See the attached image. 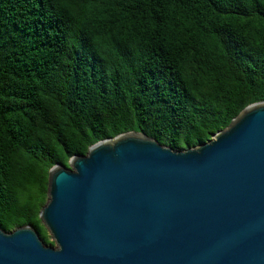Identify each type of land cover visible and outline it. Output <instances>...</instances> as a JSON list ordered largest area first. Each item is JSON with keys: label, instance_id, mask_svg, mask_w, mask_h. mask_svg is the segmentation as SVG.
<instances>
[{"label": "trees", "instance_id": "trees-1", "mask_svg": "<svg viewBox=\"0 0 264 264\" xmlns=\"http://www.w3.org/2000/svg\"><path fill=\"white\" fill-rule=\"evenodd\" d=\"M257 100L264 0H0V226L52 243L53 164L129 130L192 146Z\"/></svg>", "mask_w": 264, "mask_h": 264}, {"label": "water", "instance_id": "water-1", "mask_svg": "<svg viewBox=\"0 0 264 264\" xmlns=\"http://www.w3.org/2000/svg\"><path fill=\"white\" fill-rule=\"evenodd\" d=\"M39 216L0 226V264H264V100L198 144L120 132L49 168Z\"/></svg>", "mask_w": 264, "mask_h": 264}, {"label": "rangeland", "instance_id": "rangeland-1", "mask_svg": "<svg viewBox=\"0 0 264 264\" xmlns=\"http://www.w3.org/2000/svg\"><path fill=\"white\" fill-rule=\"evenodd\" d=\"M45 227H46V226H45ZM46 231H47V233H48L49 240H51V241H52V243L54 244V243H55V241H54L53 237L51 236V234H50L49 230L47 229V227H46Z\"/></svg>", "mask_w": 264, "mask_h": 264}]
</instances>
